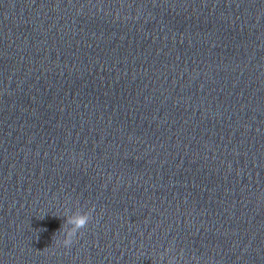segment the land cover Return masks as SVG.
<instances>
[{
    "label": "clouds",
    "instance_id": "obj_1",
    "mask_svg": "<svg viewBox=\"0 0 264 264\" xmlns=\"http://www.w3.org/2000/svg\"><path fill=\"white\" fill-rule=\"evenodd\" d=\"M92 209L82 212L79 209L73 212L72 214H66L61 227L54 233H61L63 239L57 240V243H62L64 247H70L73 243L74 238L77 236V233L85 228L90 219L92 218ZM42 217L41 219H43ZM47 229H41V231H46ZM171 252V249H166L164 253L159 254V261L163 262L164 258L168 253ZM182 255V253H181ZM155 264V262H154ZM167 264H178L176 256H168Z\"/></svg>",
    "mask_w": 264,
    "mask_h": 264
}]
</instances>
